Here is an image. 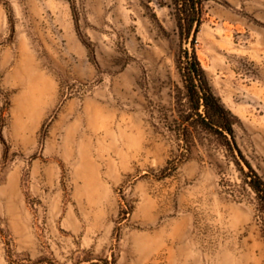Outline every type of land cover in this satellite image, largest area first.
Returning <instances> with one entry per match:
<instances>
[{
    "label": "rangeland",
    "instance_id": "obj_1",
    "mask_svg": "<svg viewBox=\"0 0 264 264\" xmlns=\"http://www.w3.org/2000/svg\"><path fill=\"white\" fill-rule=\"evenodd\" d=\"M198 11L0 0V264H264L245 163L182 135L194 50L264 182V0Z\"/></svg>",
    "mask_w": 264,
    "mask_h": 264
},
{
    "label": "trees",
    "instance_id": "obj_2",
    "mask_svg": "<svg viewBox=\"0 0 264 264\" xmlns=\"http://www.w3.org/2000/svg\"><path fill=\"white\" fill-rule=\"evenodd\" d=\"M171 1L175 6H179L180 12L176 18V26L179 33L182 34L185 31V36L188 37L190 32H192V43L200 25L198 4L201 0ZM185 83L189 111L182 118V121L185 123L182 127V135L186 138L192 130H196V132L202 134H212L230 152H233L230 141L232 139L235 148L248 168V171L245 172V176L249 179L247 180V184L255 193V199L260 209L264 211V182L244 158L234 139V125L239 122V119L225 107L220 98L211 90L203 74V70L198 64L194 50H192V59L185 75ZM234 162L239 166L237 160H234ZM239 169L243 171L242 168Z\"/></svg>",
    "mask_w": 264,
    "mask_h": 264
},
{
    "label": "water",
    "instance_id": "obj_3",
    "mask_svg": "<svg viewBox=\"0 0 264 264\" xmlns=\"http://www.w3.org/2000/svg\"><path fill=\"white\" fill-rule=\"evenodd\" d=\"M195 81H196V80H195ZM196 83H197V81H196ZM198 88H199V87H198ZM230 141H231V144H232V147H233V151L235 152V154H236L238 160L243 161V159L240 157V155H239V153H238V150L235 148L232 139H230ZM243 162H244V161H243Z\"/></svg>",
    "mask_w": 264,
    "mask_h": 264
}]
</instances>
